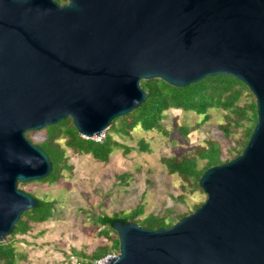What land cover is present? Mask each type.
Segmentation results:
<instances>
[{"label": "water", "instance_id": "1", "mask_svg": "<svg viewBox=\"0 0 264 264\" xmlns=\"http://www.w3.org/2000/svg\"><path fill=\"white\" fill-rule=\"evenodd\" d=\"M0 0V242L38 205L18 188L53 163L27 132L71 118L87 139L147 99L143 80L243 82L257 123L199 180L207 199L168 228L115 221L106 264H264V0Z\"/></svg>", "mask_w": 264, "mask_h": 264}, {"label": "rangeland", "instance_id": "2", "mask_svg": "<svg viewBox=\"0 0 264 264\" xmlns=\"http://www.w3.org/2000/svg\"><path fill=\"white\" fill-rule=\"evenodd\" d=\"M247 102L250 99L244 94L239 105L243 107ZM209 113L210 119L204 120V116L193 111L170 109L161 121L166 133L138 126L129 134H116L109 127L102 140L111 135L124 147L116 148L108 162L66 148L72 169L64 170L60 180L19 184L20 189L40 199L56 202L54 218L34 225L30 233L18 237L19 241L13 239L17 252L27 255L24 264H66L67 254L84 260V253L91 256L104 244L112 246L113 241L101 233L103 226L97 225V217L102 213L126 215L142 204L143 212L133 222L139 224L138 220L154 214L167 215V223L175 224L178 216L194 212L207 195L178 173L171 174L163 159L197 154L208 147L209 141L220 145L223 160L232 157L228 151L241 139L243 129L232 127L226 134V115H235L218 108ZM181 127L192 130L186 136ZM46 135L44 129L34 131L31 141L42 142ZM142 140L148 144L147 150L142 149ZM59 143L65 147L63 140ZM198 163L202 168L206 159H199ZM110 255L118 252L113 249Z\"/></svg>", "mask_w": 264, "mask_h": 264}, {"label": "trees", "instance_id": "3", "mask_svg": "<svg viewBox=\"0 0 264 264\" xmlns=\"http://www.w3.org/2000/svg\"><path fill=\"white\" fill-rule=\"evenodd\" d=\"M56 1L60 4L64 3L63 0ZM141 85L148 93L146 101L138 109L113 120L110 127L111 131L116 134H129L130 130L138 126L146 131L154 129L165 131L161 121L164 118V113L170 109L193 111L198 115L204 116V120L210 119V109H223L235 115V117L229 114H227L228 116L226 115L227 123L223 127L224 132L229 134L232 127H241L243 129L241 139L237 140L236 146H233L228 151L232 157L223 160L220 145L216 142L209 141L208 147L201 148L197 154L194 153L182 157L163 159V163L167 166L171 174L178 173L186 182L193 184L197 189L201 190L199 180L208 168L226 163L241 155L257 123L256 99L243 82L232 76L216 75L204 78L202 81L185 88L173 87L161 79L143 80ZM244 94L249 97L250 102L245 103L242 107L239 105V101ZM249 122L251 124L247 125ZM44 130L47 132L46 138L36 144L43 148L50 157L53 163V170L47 178L34 182L58 181L63 177L64 170L72 169V165L69 164L66 148L78 154L92 155L94 159L100 162H108L116 148L124 147L115 141L111 135H105V139L102 142L84 138L74 127L71 118L63 120L56 125L49 126ZM181 130L187 136L192 129L181 127ZM33 133L27 132L26 134L30 141L32 140L31 135ZM61 140L64 141L65 147L59 143ZM141 144L143 150L148 149V144L144 140L141 141ZM232 153L235 154L232 155ZM199 159H206V163L202 168L198 167ZM37 200V207L25 212L16 224L13 232L7 237L8 239L6 238L4 242H0V264H24L27 255L22 252H17L13 239L17 238L19 241L18 237L30 233L34 225L48 222L54 218L56 202L40 198H37ZM202 204L204 203L195 206L194 211L202 206ZM143 209L144 207L141 204L130 214L126 215L119 213H115L114 215L99 214L97 217V225L103 226L102 235L107 240H112L114 244L112 246L104 244L105 246L98 247L91 256L84 253L85 259L83 260L80 257L83 261L82 264H93L95 260L110 255L113 249L119 253V238H115L112 235L113 233L118 236L113 228V223L115 221H123L125 223L135 221L141 215ZM188 215L183 214L178 216L176 222H179ZM166 219L167 215L149 214L138 221L141 226L156 230L159 228H168L174 224L173 221L167 223Z\"/></svg>", "mask_w": 264, "mask_h": 264}, {"label": "built area", "instance_id": "4", "mask_svg": "<svg viewBox=\"0 0 264 264\" xmlns=\"http://www.w3.org/2000/svg\"><path fill=\"white\" fill-rule=\"evenodd\" d=\"M103 135L104 133L101 136H96L93 140L102 142ZM110 256L111 255H108L105 258L95 260L94 264H106V260ZM65 261H66V264H82L83 263L82 259L74 254H67Z\"/></svg>", "mask_w": 264, "mask_h": 264}, {"label": "flooded vegetation", "instance_id": "5", "mask_svg": "<svg viewBox=\"0 0 264 264\" xmlns=\"http://www.w3.org/2000/svg\"><path fill=\"white\" fill-rule=\"evenodd\" d=\"M65 4V3H64Z\"/></svg>", "mask_w": 264, "mask_h": 264}]
</instances>
